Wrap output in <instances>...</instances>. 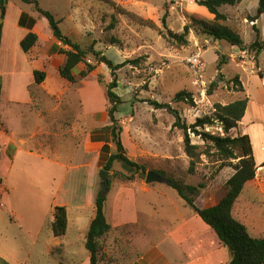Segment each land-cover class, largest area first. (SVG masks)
I'll list each match as a JSON object with an SVG mask.
<instances>
[{
    "label": "rangeland",
    "instance_id": "obj_1",
    "mask_svg": "<svg viewBox=\"0 0 264 264\" xmlns=\"http://www.w3.org/2000/svg\"><path fill=\"white\" fill-rule=\"evenodd\" d=\"M9 1L15 15L24 10L34 13L44 23L47 22L33 11L32 6L21 0ZM38 1L44 10L51 12L61 22L63 33L82 48L102 52L115 64L139 61V66L128 64L117 72L119 87L116 92L123 103L116 117L122 129L121 139L127 156L144 166L145 172L137 173L134 169L128 171L116 163L109 171L108 179L117 173L124 178L132 177L134 181L144 183L148 173L161 171L167 177L185 181L189 185L198 186L204 182L207 188L201 193H208L212 189L221 194L225 192L227 180L234 173L233 169L225 168L216 173L218 165L203 156L197 164L196 173L190 174L188 169L191 160L184 151L183 131L174 127L176 118L169 109L151 106L146 102L149 100L169 105L171 109L178 111L183 122L185 120L191 125L197 118L212 116L215 104L226 105L248 97L250 109L258 107L259 113H256V119L252 123L248 112L239 130L244 134L245 127L249 129L257 164L264 163V89L260 80L264 69V15L258 18L259 0H243L237 6L221 8L226 16V21L221 23L241 38L244 42L242 48L215 40L200 28H193L189 34L184 35L185 27L193 23L192 15L214 19L207 10L202 11V7L197 4L199 0ZM253 45L255 48H252ZM59 47L64 49L62 44ZM194 54H200L204 63L205 87L197 82L188 62L189 57ZM88 61L96 65L92 55ZM85 68L84 64L79 65L76 70L78 78ZM99 75L104 77L105 86L99 85ZM237 76L244 92H239L233 82ZM112 81L110 69L106 65H97L88 78L79 79L76 84L64 82V85L57 87L54 95L47 91L38 92V88L30 87L34 107L53 105L59 110L61 123L57 130L60 137L55 146L60 148L62 162L76 156L80 149L85 151L83 148H86L87 151L98 138H103L95 136L98 131L96 129L101 125L93 121L91 127L77 112L78 107L82 109L83 106L79 94L82 90L89 89L95 96L106 98V87ZM215 83L217 87L213 89L212 85ZM184 91L192 94L195 107L175 100L176 95ZM2 94L5 98L4 87ZM91 103L95 106L100 103V99L92 97ZM104 105L107 108L110 106L108 102ZM3 109L2 120H5L8 111L6 101ZM106 124L110 125L109 118ZM206 131L224 136L219 124ZM231 135L236 136L237 132ZM86 137L87 142L84 143ZM192 142L204 148L205 143L195 135H192ZM104 166L105 164L98 163L100 190H103L100 171L104 170ZM65 174L66 169L56 166L52 169L48 167V163L35 158H20L18 171L10 178L2 173L0 179L6 193L0 198L1 258L11 264H35L34 246L45 242L51 205ZM263 175H257L255 179H258L259 191L264 189ZM124 178L114 176L113 186L128 184L129 182H124ZM160 187L167 198L153 193L151 197L155 205L152 208L145 206L146 200L140 197L143 195L138 196L144 213L152 212L156 222H159L162 215L170 220L167 225H163L161 234L157 235L158 242L168 234V231L163 233V229L176 224V220L183 219L191 209L167 184ZM254 193L248 190L243 194V199L254 198L257 202L264 203L259 193L256 192L258 195L253 196ZM206 198L199 196L201 206ZM260 209L262 214L256 215V223H252L253 218H248V230L255 238H264V208ZM89 210L95 211L94 207ZM111 215L109 211V218Z\"/></svg>",
    "mask_w": 264,
    "mask_h": 264
},
{
    "label": "crops",
    "instance_id": "obj_2",
    "mask_svg": "<svg viewBox=\"0 0 264 264\" xmlns=\"http://www.w3.org/2000/svg\"><path fill=\"white\" fill-rule=\"evenodd\" d=\"M13 9L9 1L7 15L3 20L0 50L1 90L4 87L6 94L5 98L2 94L0 105V144L2 146L0 177L2 173H5L8 178L15 175L20 158L22 160L35 158L48 163V167L52 169L54 166L66 169L64 179L51 205L45 229L48 235L45 237V242L34 246L35 264H90V254L85 244L90 224L96 213L89 209L95 206L98 194L103 192L99 188L97 178L98 163L106 164L114 151L111 131L106 124L108 108L104 104L108 101L100 95L95 96L89 89L81 91L79 96L83 106L82 109L78 107L77 112L84 121L89 122L91 127L93 121L101 125L96 129L98 131L95 136L103 138H98L87 151L83 148L87 154L80 149L76 156L62 162L60 148L57 149L55 146L60 137L57 130L61 123L59 110L53 105L34 107L29 89L35 82L34 72L43 71L46 73V80L41 85L40 92L47 91L48 94L54 95L57 87L67 82L59 74V69L64 65L66 57L60 53L61 43L53 37L48 22L44 23L40 17L33 15L34 13L24 10H20L15 15ZM206 10L202 7V11ZM30 32L37 34L39 41L29 53H24L20 44ZM76 70L77 68L74 71L75 75H77ZM92 97L100 99V103L94 106L91 103ZM4 101L8 103V111L5 120H2V112L5 110L3 109ZM257 108L250 109L249 102L246 116L249 112L252 123L256 119V113H259ZM246 116L241 125L244 124ZM244 134L250 136L249 129L246 127ZM252 144L256 160L253 140ZM257 166L258 171L261 169L257 173L259 177L263 175L264 163ZM34 167L36 168L37 164ZM161 185L166 184L133 181L113 186L105 204L108 222L113 229H118L114 230L116 232L106 249L107 255L114 259L113 264H228L231 259L230 254L222 246L216 233L191 209L183 219L176 220L175 226H167L165 230L163 229V233L168 231L165 237L159 242L156 240L157 235L162 232L163 225H167L170 220L162 215L159 222H156L152 212L142 211L138 196L143 195L140 197L146 200L145 206L152 208L155 205L151 197L153 193L167 198L165 191L160 189ZM257 185H259L258 179L249 182L234 208L235 218L247 227L250 224L248 218H253L252 223H256V215L262 214L260 208H264V203L257 202L254 198L243 199V194L251 190L255 192L253 196L259 193L264 201V189L259 191ZM0 190L1 198L6 193L1 179ZM225 195L226 190L222 194L213 189L208 193H201L200 196L207 197L202 207L216 206ZM56 207L68 208V231L63 237H55L52 230L51 217ZM109 211L112 214L111 218L108 216ZM126 225L133 226L131 231L125 235L121 234L122 228Z\"/></svg>",
    "mask_w": 264,
    "mask_h": 264
},
{
    "label": "trees",
    "instance_id": "obj_3",
    "mask_svg": "<svg viewBox=\"0 0 264 264\" xmlns=\"http://www.w3.org/2000/svg\"><path fill=\"white\" fill-rule=\"evenodd\" d=\"M21 1L24 4L32 6L34 12L46 19L53 37L64 46V49L62 48L60 50V53L66 57L64 65L59 69V74L62 79L70 84H76L79 79L84 80L88 78L96 70L97 65H106L110 69L113 81L106 87V98L110 105L107 110L110 120L108 129L111 131V139L115 146V150L111 153L106 162L104 170L111 171L114 165L118 163L128 171L134 169L137 173L145 172L144 166L132 161L127 156L126 148L121 139L122 129L116 117L119 113V107L123 103L121 97L116 92V89L119 87L117 72L128 64H134V66L137 67L139 66V61H127L122 64H115L102 52L95 51L94 49L88 51L82 48L63 33L60 27L61 22L57 20L51 12L44 10L38 0ZM107 2L110 1L107 0ZM197 2L198 5L206 8L209 14L214 16V19L210 20L200 15H192L191 18L193 23L185 27L184 35L189 34L190 30L193 28L196 30L200 28L203 33L215 40L226 41L232 46L242 48L244 42L241 38L229 27L221 23L226 21V16L221 12V8L226 6H237L241 4L243 0H199ZM8 5L9 0H0V20L5 19ZM263 15L264 0H259L258 18ZM2 38L3 24L0 26V50ZM38 41L39 36L30 32L21 41L20 45L22 51L24 53H29L37 45ZM256 45L259 44L256 43ZM252 48H255V45H253ZM259 49L261 48L259 47ZM258 52L260 53L261 50H258ZM90 55L94 57L96 65L89 63L88 59ZM81 64H84L86 68L79 74L78 78L74 74V71ZM34 76L35 82L32 86L38 88L39 92L41 90V85L46 80V73L43 71H35ZM233 82L239 92L245 91L239 76H237ZM98 83L100 86H105L104 77L102 75H99ZM216 87L217 83L212 85L213 89ZM210 94H212L211 91ZM175 100L195 107L192 94L186 91L178 93ZM1 102L2 90H0V105ZM146 102L156 109H169L176 118L174 127L183 131L184 151L191 160L188 169L190 174L196 173L197 164H199L202 157L205 156L209 161L218 165L216 173L225 168H231L234 171V175L226 183L225 197L216 206L203 208L199 204V196L201 192L207 188L204 182L200 183L198 186H193L187 184L185 181L169 178L161 171L151 172L157 173L167 180V185L174 189L185 204L191 208L192 212L199 216L204 223L216 233L220 243L230 254L231 259L228 264H264V238L253 237L248 227L234 216V208L238 199L242 195L246 185L256 179L258 171L251 137L248 134H242L239 130L246 116L250 102L249 98L246 97L226 105L215 104L212 116L197 118L191 125L185 120L183 122L178 111L171 109L169 105H163L152 100ZM217 124L222 128L224 136L206 131L207 128L215 127ZM234 132H237L236 136L231 135ZM192 135L201 138L205 143L204 148L192 142ZM1 160L2 146L0 144V164ZM114 176L121 177L122 179L124 178L122 174L115 173L113 177ZM113 177L108 179L109 184L107 191L98 194L94 206L96 216L91 222L86 236L85 246L90 254V264H113L114 262V259L107 255L106 249L108 248V242L116 232L114 230L118 229L112 228L105 214V204L113 188ZM124 179V182L134 181L132 177H125ZM51 225L55 237H63L67 234L68 212L66 207H56L54 209L51 217ZM132 227V225H126L122 228L121 234H128ZM0 264L10 263L0 258Z\"/></svg>",
    "mask_w": 264,
    "mask_h": 264
},
{
    "label": "built area",
    "instance_id": "obj_4",
    "mask_svg": "<svg viewBox=\"0 0 264 264\" xmlns=\"http://www.w3.org/2000/svg\"><path fill=\"white\" fill-rule=\"evenodd\" d=\"M188 62L190 64V67L194 73V76L197 80L198 83H201L202 87H205V82H204V71H205V66L204 63L201 60V55L200 54H194L191 57H189ZM262 87L264 89V69H263V74L260 77ZM205 95V91L204 94Z\"/></svg>",
    "mask_w": 264,
    "mask_h": 264
},
{
    "label": "water",
    "instance_id": "obj_5",
    "mask_svg": "<svg viewBox=\"0 0 264 264\" xmlns=\"http://www.w3.org/2000/svg\"><path fill=\"white\" fill-rule=\"evenodd\" d=\"M3 24V20H0V26ZM2 88V77H0V90ZM110 175L109 171H105L102 170L101 171V178L104 182L103 184V192L105 193L108 189V176ZM146 183L147 184H155V183H159V184H167V180H165L162 176H160L157 173L154 172H150L147 174V178H146Z\"/></svg>",
    "mask_w": 264,
    "mask_h": 264
}]
</instances>
